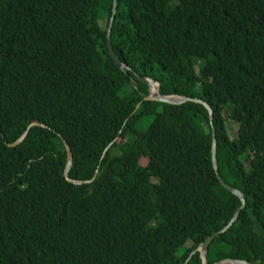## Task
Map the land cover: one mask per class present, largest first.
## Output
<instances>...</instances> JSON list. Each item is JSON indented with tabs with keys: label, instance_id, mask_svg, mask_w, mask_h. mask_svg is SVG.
Returning a JSON list of instances; mask_svg holds the SVG:
<instances>
[{
	"label": "trees",
	"instance_id": "16d2710c",
	"mask_svg": "<svg viewBox=\"0 0 264 264\" xmlns=\"http://www.w3.org/2000/svg\"><path fill=\"white\" fill-rule=\"evenodd\" d=\"M114 1L0 0V264H202L221 179L208 263L264 264V0Z\"/></svg>",
	"mask_w": 264,
	"mask_h": 264
},
{
	"label": "water",
	"instance_id": "95a60500",
	"mask_svg": "<svg viewBox=\"0 0 264 264\" xmlns=\"http://www.w3.org/2000/svg\"><path fill=\"white\" fill-rule=\"evenodd\" d=\"M116 6H117V2L115 0L114 1V10H115V7ZM113 23H114V14H113V16L111 18L110 25H109V28H108V34H107L108 35V48H109L110 55H111L112 59L114 60V62L118 65V67H120L122 69H131L128 65H126L124 62H122L117 57V55L115 54V52L113 50V47H112V44H111V30H112ZM141 79L143 81H145L149 85V93L146 94V95H143V100H157V101H163V102H166V103L177 104V105L183 104V103H185L187 101H197V102L203 103L208 108V110H209L210 117H211V123H212V127H213V109H212V107L209 104H207L206 102L202 101L201 99H194V98L189 97V96H182V95H164V94H162L160 92V83L158 81H156L153 78H145V77H141ZM153 82H156L158 84V89H157L156 92H153L152 91V83ZM139 105H140V103L138 104V106ZM33 125L46 126L45 124H43L41 122L35 121V122H33L28 127V129L31 126H33ZM28 129L22 135V137L16 143H14L13 145H16V144L20 143L24 139V137L26 136V134L28 132ZM66 147H67V151H68V161H67V166H66V170H65V176H66V178L70 182L77 183V184L78 183H82L83 181H76V180H73V179L69 178V171H70V167H71L72 161H73V154H72L71 148H70V146L68 144H66ZM212 154H213V164H214V168L217 171L218 170V161H217V135H216V131H215V128L214 127H213ZM221 183H222V185L225 188H227L229 191H231L232 193H234L235 195H237L241 199L242 204L237 209L234 217L231 219V221L225 227H223L221 230H219V231L215 232L214 234H212L211 236H209L203 243H201L198 246V248L196 250H194L192 252L191 255H193V254H195L197 252L200 254L202 264H209L208 261H207V253H208L209 246H210L211 242L214 240V238L216 236H218L221 233L226 232L233 225V223L237 220L241 209L245 206V203H246L245 202L244 195H243V193L239 189H237V188H235V187L227 184L222 179H221ZM216 264H258V263H255L253 261L246 260V259H234L233 258V259H225V260H223V261H221L219 263H216Z\"/></svg>",
	"mask_w": 264,
	"mask_h": 264
},
{
	"label": "rangeland",
	"instance_id": "374dc122",
	"mask_svg": "<svg viewBox=\"0 0 264 264\" xmlns=\"http://www.w3.org/2000/svg\"><path fill=\"white\" fill-rule=\"evenodd\" d=\"M228 128L230 130L231 133L235 134L237 132L236 126L234 124V122L230 121L228 123Z\"/></svg>",
	"mask_w": 264,
	"mask_h": 264
},
{
	"label": "bare ground",
	"instance_id": "6f19581e",
	"mask_svg": "<svg viewBox=\"0 0 264 264\" xmlns=\"http://www.w3.org/2000/svg\"><path fill=\"white\" fill-rule=\"evenodd\" d=\"M157 89H158V84H157L156 82H153V83H152V91H153V92H156Z\"/></svg>",
	"mask_w": 264,
	"mask_h": 264
}]
</instances>
